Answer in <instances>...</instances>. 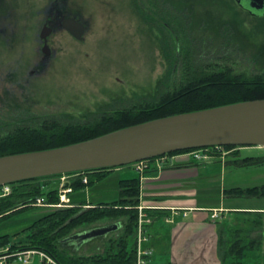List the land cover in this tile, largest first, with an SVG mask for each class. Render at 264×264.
I'll return each instance as SVG.
<instances>
[{
    "label": "rangeland",
    "instance_id": "1",
    "mask_svg": "<svg viewBox=\"0 0 264 264\" xmlns=\"http://www.w3.org/2000/svg\"><path fill=\"white\" fill-rule=\"evenodd\" d=\"M75 1L82 18L88 22L89 31L80 41L68 33L57 35L52 40V46L57 50L56 57L41 76L30 78L28 67L36 57L38 44L35 39L40 29L38 16L35 17L34 13L29 15V12L40 9L45 0H15L19 15L17 38L12 43L6 40L0 43V66L14 63L17 83L10 91L7 83L0 86V138H9L16 124L37 129L46 121L75 125L91 123L104 113L152 103L161 92L173 89L174 84L179 85L183 81L186 67L180 61H184L182 52L181 59L174 64L181 45L177 50L174 34L177 27L180 28V19L171 5L173 0L166 6L161 4V0ZM186 2L190 13L199 21L236 17L239 28L253 36L231 37L226 46H220L221 41L204 40L209 47L205 46L204 52L200 51L195 58V69L200 70L202 66L229 67L238 74L264 75V20L252 16L236 0H217L218 4L211 8L203 0ZM184 13L181 11L179 14ZM216 23L213 21V24ZM201 33L202 30L198 29L194 35L199 38L197 36ZM195 42V47L200 46L199 40ZM238 150L227 153L228 150L222 148L219 152L223 157L226 155L232 159L233 153ZM239 152L240 158L264 157V148L260 147H242ZM120 170L127 172L126 176L137 171L135 168ZM228 171V178L235 176L242 186L264 184V163L247 166L231 164ZM122 174L117 170L109 172L102 180L70 194L69 198L75 203L93 205L113 202L120 195ZM68 178L65 181L59 177L42 181L50 182L43 184V191L48 193L58 187L59 182L66 183ZM197 191L202 199L205 189L197 186ZM207 194L212 196L209 203L217 205V188ZM237 200L235 205L238 206L264 207V198L246 196ZM46 209L26 210L1 221L0 237L19 233L13 239L24 241L28 233L26 228L52 211L51 208ZM226 216L235 222L239 218H248L241 212L226 213ZM110 223L104 220L74 229L73 233ZM244 225L246 227V223ZM118 237V232H112L79 247L71 246L69 252L76 256L103 254L110 240ZM5 264L24 263L11 260ZM32 264H39V260H34Z\"/></svg>",
    "mask_w": 264,
    "mask_h": 264
},
{
    "label": "trees",
    "instance_id": "2",
    "mask_svg": "<svg viewBox=\"0 0 264 264\" xmlns=\"http://www.w3.org/2000/svg\"><path fill=\"white\" fill-rule=\"evenodd\" d=\"M208 3L209 8L218 4L217 0H203ZM172 0H161L162 5H167ZM174 3V4H173ZM171 5L180 19V24L175 31L177 50L174 58V64L181 59V52L185 65V76L178 85L174 84L173 89L161 92L156 101L141 103L129 108L118 109L112 113H104L97 117L91 123L78 124H59V122L42 123L37 129L28 125L16 124L13 133L9 138H0V157L41 151L63 147L83 141H87L123 128L142 124L155 119L169 117L182 113L201 111L216 108L224 105L235 104L252 100L264 99V75L248 76L238 74L232 68L222 67L213 68L202 66L200 70L195 69V58L204 52V47H209L204 40L210 39V42H220V46H226L231 37L241 36L253 37L243 32L239 28V22L236 17L229 19L213 18L207 22L199 21L190 13L186 0H173ZM202 2V4L204 5ZM184 14H179L180 12ZM264 20V16L259 17ZM179 20L178 18H176ZM213 21L217 22L213 24ZM201 29L199 38L194 35ZM196 40H199L200 46L195 47ZM213 68V69H212ZM240 148L238 146H227L224 149H239L233 153L232 159L228 164L237 166H247L251 164H263L264 157H245L240 158ZM211 151H219L222 148H208ZM193 150H184L168 154L174 156L178 154H187ZM215 155H221L216 152ZM146 168L142 172L129 173L131 178H125L120 181L119 198L113 202H104L90 204L87 202L75 203L70 198L71 204L64 208H51L52 211L45 213L29 227L24 241H15L19 233L4 235L0 237V249L10 245L13 250L17 249H40L53 255L61 264H137V225H138V207L141 201V180L143 177L155 176L158 173L159 165L157 158L146 161ZM134 165L124 166L115 169L92 170L80 173L66 174L69 180L65 187H71L73 194L88 188L94 181L102 180L107 173L120 169H133ZM62 178L63 175L51 176L39 179H32L11 184L12 192L9 196L0 198V222L13 215L26 211L35 210L39 207L33 206L39 197H44L47 204L58 205L61 202L60 182L58 187L43 191L45 180L52 178ZM87 179V182H85ZM43 181V182H42ZM2 188H0V193ZM69 194V195H70ZM232 196L264 197V186L247 189L229 190ZM92 205V206H91ZM87 206H91L88 208ZM44 209L50 207H43ZM47 210V209H46ZM104 220L111 223H120L119 237L111 239L109 246L103 254L92 256L71 255L69 250L72 243L66 240L74 233V229L93 225ZM92 228V227H91ZM133 243L131 244V242ZM242 240L237 239L233 245L227 248L226 242H220L221 258L224 262L230 257L234 260H240L244 257V249L241 248ZM79 247V246H75ZM223 256V257H222Z\"/></svg>",
    "mask_w": 264,
    "mask_h": 264
},
{
    "label": "water",
    "instance_id": "3",
    "mask_svg": "<svg viewBox=\"0 0 264 264\" xmlns=\"http://www.w3.org/2000/svg\"><path fill=\"white\" fill-rule=\"evenodd\" d=\"M252 16H264V0H236ZM73 32L84 38L85 26ZM264 147V99L182 113L123 128L87 141L0 157V187L51 176L115 169L167 154L212 147ZM120 223L70 239L106 236Z\"/></svg>",
    "mask_w": 264,
    "mask_h": 264
},
{
    "label": "crops",
    "instance_id": "4",
    "mask_svg": "<svg viewBox=\"0 0 264 264\" xmlns=\"http://www.w3.org/2000/svg\"><path fill=\"white\" fill-rule=\"evenodd\" d=\"M230 160L226 155H213L196 161L178 154L166 162L158 160V173L142 178L140 204L151 208L146 212L152 218L143 243L144 249L152 251L150 264H264V207L235 205L238 197L246 196L229 194L232 189L264 184L242 186L235 176L228 178ZM117 171L123 173L122 179L131 178L124 170ZM197 186L205 189L202 199ZM214 187L219 192L217 205L208 201L212 196L207 193ZM232 212L248 218L230 221L226 213ZM237 239L242 240L244 257L237 261L229 257L224 262L221 240L229 248Z\"/></svg>",
    "mask_w": 264,
    "mask_h": 264
},
{
    "label": "flooded vegetation",
    "instance_id": "5",
    "mask_svg": "<svg viewBox=\"0 0 264 264\" xmlns=\"http://www.w3.org/2000/svg\"><path fill=\"white\" fill-rule=\"evenodd\" d=\"M39 18L36 34L37 52L33 63L28 67L30 78L41 76L50 61L57 55V50L53 47L52 40L59 34L68 33L75 40L80 41L74 36L73 32L78 30L77 25L85 26V32L89 31L87 20H84L79 12L78 3L75 0H45L44 5L29 12ZM91 22V18L89 19ZM19 15L17 14L15 0H0V43L5 40L12 43L17 38ZM7 83L8 91L16 86V71L14 63L7 66H0V86ZM108 226V225H107ZM104 227V226H102ZM99 227H92L73 234L71 237ZM110 234V233H109ZM67 239L66 242L75 246H81L88 242H81V239Z\"/></svg>",
    "mask_w": 264,
    "mask_h": 264
},
{
    "label": "built area",
    "instance_id": "6",
    "mask_svg": "<svg viewBox=\"0 0 264 264\" xmlns=\"http://www.w3.org/2000/svg\"><path fill=\"white\" fill-rule=\"evenodd\" d=\"M220 149V147H216ZM264 148V147H260ZM220 151V150H219ZM215 152H218L215 151ZM214 151H211L208 148L205 149H198L194 150L187 155L193 158L196 161H204L209 159L211 156L214 155ZM168 156L162 157L161 163L167 161ZM147 164L146 161H142L139 163L134 164V168L138 172H142L146 168ZM66 176H63L61 179L62 181L66 180ZM69 180V178H68ZM87 182V179H85ZM12 189L10 186H4L0 193V198L7 197L11 194ZM73 189L71 187H65V183H62L61 186V202L58 205H50L46 203L44 197H39L33 206L36 207H65L69 206L70 199L68 194L72 193ZM151 209L149 206L140 204L138 207L139 217H138V225H137V264H150L148 258L152 255V251L149 249L143 248V243L147 240L146 236V227L152 223V218L147 214V210ZM218 215L214 214L213 217L216 218ZM11 260H19L24 264H32L35 261L39 260V264H61L53 255L49 254L48 252L40 249H17L13 250L11 246H7L0 250V264H5Z\"/></svg>",
    "mask_w": 264,
    "mask_h": 264
}]
</instances>
